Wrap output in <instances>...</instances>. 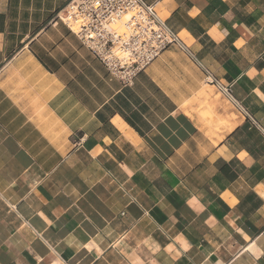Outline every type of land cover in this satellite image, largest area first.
<instances>
[{"label": "crops", "instance_id": "crops-1", "mask_svg": "<svg viewBox=\"0 0 264 264\" xmlns=\"http://www.w3.org/2000/svg\"><path fill=\"white\" fill-rule=\"evenodd\" d=\"M69 1L0 0V264H264V0H146L132 84Z\"/></svg>", "mask_w": 264, "mask_h": 264}, {"label": "built area", "instance_id": "built-area-1", "mask_svg": "<svg viewBox=\"0 0 264 264\" xmlns=\"http://www.w3.org/2000/svg\"><path fill=\"white\" fill-rule=\"evenodd\" d=\"M110 74L132 84L166 49L177 44L188 50L179 35L161 19L155 4L146 0H70L57 14ZM208 82H218L212 75ZM222 86V85H221ZM224 93L233 97L230 88Z\"/></svg>", "mask_w": 264, "mask_h": 264}]
</instances>
